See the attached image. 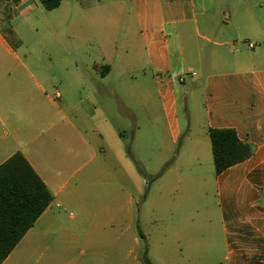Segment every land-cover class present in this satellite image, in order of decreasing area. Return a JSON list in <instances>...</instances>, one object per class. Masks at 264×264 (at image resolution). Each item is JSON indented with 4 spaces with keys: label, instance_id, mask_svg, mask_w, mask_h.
Here are the masks:
<instances>
[{
    "label": "crops",
    "instance_id": "1",
    "mask_svg": "<svg viewBox=\"0 0 264 264\" xmlns=\"http://www.w3.org/2000/svg\"><path fill=\"white\" fill-rule=\"evenodd\" d=\"M36 1L0 0V166L21 153L53 200L3 264H144L146 246L152 264L177 256L194 264L196 254L201 264H264V0L110 1L127 20L117 77L155 140L165 125L171 141L161 169L147 174V195L119 127L140 128L139 120L113 103L116 36H103L97 56L83 55L92 15L108 20L115 8L79 5L71 24L48 25L54 55L50 43L27 45L21 33L19 18L33 30L25 11ZM145 62L158 104L127 80L146 75ZM184 74L194 85L189 105ZM211 129H234L254 154L216 174ZM202 220L217 229L209 249L197 231Z\"/></svg>",
    "mask_w": 264,
    "mask_h": 264
},
{
    "label": "rangeland",
    "instance_id": "2",
    "mask_svg": "<svg viewBox=\"0 0 264 264\" xmlns=\"http://www.w3.org/2000/svg\"><path fill=\"white\" fill-rule=\"evenodd\" d=\"M109 1V5H107ZM111 0H61V7L53 10V11H46L43 6L36 1V7L33 10H26L25 13L29 15L31 19V23L33 24V30L30 27V24L23 23L22 19L19 18V23L24 25V29H21V33L23 35V38H25L27 45H33L37 42L44 41L46 43H50V50L54 55H59V49L57 47V37L55 35H52L50 33V28L48 25H54L55 29L59 31V24L63 21H66V24L69 25L74 21L75 18V8L76 6H83L86 9H102L106 5L109 7H114L115 12L114 17L111 18L109 16L108 20L102 16L101 13L96 15V12L92 15L93 22L91 20V14L86 16V22L88 21V24H93L94 29L93 33L91 34L92 43L90 45L85 46L83 48V55L84 57H87L88 54L97 56L99 52L101 51L102 47V38L106 34H113L116 37L114 38L117 40L118 44V50H117V58L113 66V72H114V84L116 89L118 90V95L114 97V107L119 109L122 108L123 105H127L132 112L137 116V119L139 120V127L140 128H134L133 126H128L127 121H122V124H120V130L123 133V149L130 158V162L132 166L135 168V170L138 172V174L145 178L138 169V165L142 168V170L145 172V174L150 175L152 173H155V171H158L161 169V166L158 165V157L162 153L165 155L166 153V146L171 142L170 136L167 133V129L165 125L162 127L161 137L155 140L154 133L152 127L149 125V123L146 122L143 118L142 113V106H140L137 96L130 93L127 90L126 84H124L122 79H119L117 77V74L123 73L125 69H122V64L120 62V56L122 55V34H123V24L127 22L125 17L123 15L118 14L116 9L118 8V4H112L110 3ZM116 1V0H112ZM24 13V15H25ZM85 22V21H84ZM230 34H234L233 31L228 32V36ZM141 66H146L147 73L146 75L142 76H136V78H127L129 81V84L132 88H138L146 86L147 89L151 90L152 92V98L153 102L155 104H158L159 102V95L157 92V83L155 78L153 77L154 74L150 70V65L145 62L141 64ZM181 83L179 85L183 88L184 93V101L187 102V104H191L192 99V90H193V79L190 74H184L181 75ZM134 129H135V137H134ZM141 132H140V130ZM181 145V141L178 144L172 145V152L171 156L167 160V164L172 163V161L175 159V155L177 154L179 147ZM166 164V165H167ZM147 175V176H148ZM150 180H153V178L149 177ZM195 219L197 220V216L195 215ZM197 231L200 234L201 237H206L205 243L206 247L208 249L210 248L211 243H214L213 241L217 239L212 238L213 233L217 232V229L215 226L212 228H208L206 224H204L203 220L199 221V224L197 225ZM204 243V244H205ZM217 243V242H216ZM211 250V249H210ZM207 251L206 253H208ZM202 256V254H196L189 256L191 259L193 258L194 264H201L199 261V257ZM210 255H205V257ZM214 257H216V260H218V252L217 247L215 254H213ZM187 257V256H185ZM168 264H183L182 256L175 257L171 262Z\"/></svg>",
    "mask_w": 264,
    "mask_h": 264
},
{
    "label": "trees",
    "instance_id": "3",
    "mask_svg": "<svg viewBox=\"0 0 264 264\" xmlns=\"http://www.w3.org/2000/svg\"><path fill=\"white\" fill-rule=\"evenodd\" d=\"M38 1L46 11H53L61 4V0ZM209 134L216 174L246 161L255 152V146L241 141L234 129H211ZM138 169L146 178L147 195L152 180L139 165ZM52 200V194L21 153L13 155L0 166V264H3ZM143 262L152 264L147 246Z\"/></svg>",
    "mask_w": 264,
    "mask_h": 264
}]
</instances>
